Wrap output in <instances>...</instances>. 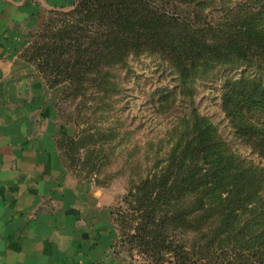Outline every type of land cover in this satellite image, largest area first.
Returning a JSON list of instances; mask_svg holds the SVG:
<instances>
[{
	"label": "rangeland",
	"instance_id": "rangeland-1",
	"mask_svg": "<svg viewBox=\"0 0 264 264\" xmlns=\"http://www.w3.org/2000/svg\"><path fill=\"white\" fill-rule=\"evenodd\" d=\"M188 1L171 0L164 8L165 13L173 17L195 10L198 22L205 26L223 24L229 16L237 19L244 13H262L264 26V0ZM74 3L70 8L56 11H70ZM46 21L47 18L31 35L24 50L32 46ZM242 77L264 82V71L242 61L218 63L183 87L178 72L167 59L142 49L124 56L118 63L94 66L82 81L83 89L68 83L60 85L63 89L54 104L53 135L59 165L72 179L103 188L115 198L109 234L111 250L120 262L264 264V258H252L223 247L238 237L229 240L227 235H219L217 213L205 220L198 231L196 227L184 229L178 224L162 228L163 223L147 230L150 226L145 222L151 216L143 201L147 190H135L156 168L164 169L166 159L186 128L197 119H204L215 136L243 162L239 164L260 170L262 181L258 192L264 201V158L235 136L221 110L225 85ZM167 95L159 104L160 98ZM131 190L133 194L128 195ZM193 201L190 195L175 197L174 208L182 209L186 204L189 211ZM166 211L168 207L157 206L156 218ZM247 221L241 220L243 225ZM139 227L147 231L139 233ZM261 228L255 224L251 231L258 234Z\"/></svg>",
	"mask_w": 264,
	"mask_h": 264
},
{
	"label": "trees",
	"instance_id": "trees-1",
	"mask_svg": "<svg viewBox=\"0 0 264 264\" xmlns=\"http://www.w3.org/2000/svg\"><path fill=\"white\" fill-rule=\"evenodd\" d=\"M170 3L78 0L70 11L50 12L36 40L21 57L35 65L48 89L65 83L83 89L82 81L94 66L118 63L142 49L167 59L183 87L218 63L242 61L264 71L262 13H244L237 19L229 16L223 24L205 26L198 22L195 10L168 16L164 8ZM223 91L221 110L235 136L264 158V82L242 77L229 81ZM167 98H160L159 104ZM197 120L180 135L164 169L156 168L135 187L147 190L143 199L151 215L145 222L150 226L147 230L163 223L162 228L178 224L198 231L217 213L219 235H227L229 240L238 237L223 247L263 259L264 201L258 192L262 174L252 166L239 164V158L215 136L209 123ZM132 194L129 191L128 195ZM186 195L194 198L193 208L187 211L186 204L182 209L174 208V198ZM159 205L168 207V211L156 218ZM243 219L248 220L245 225ZM255 224L263 226L258 234L251 231ZM147 230L139 227L137 231Z\"/></svg>",
	"mask_w": 264,
	"mask_h": 264
},
{
	"label": "crops",
	"instance_id": "crops-1",
	"mask_svg": "<svg viewBox=\"0 0 264 264\" xmlns=\"http://www.w3.org/2000/svg\"><path fill=\"white\" fill-rule=\"evenodd\" d=\"M73 3L0 0V264H124L111 250L115 198L59 165L54 104L63 86L48 89L21 57L48 14Z\"/></svg>",
	"mask_w": 264,
	"mask_h": 264
}]
</instances>
